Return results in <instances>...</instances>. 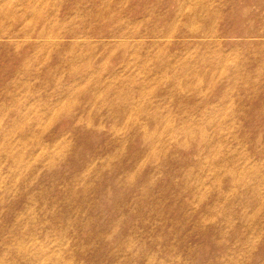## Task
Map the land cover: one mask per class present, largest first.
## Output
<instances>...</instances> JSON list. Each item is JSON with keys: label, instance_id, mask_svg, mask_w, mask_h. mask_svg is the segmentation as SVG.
<instances>
[{"label": "rangeland", "instance_id": "obj_1", "mask_svg": "<svg viewBox=\"0 0 264 264\" xmlns=\"http://www.w3.org/2000/svg\"><path fill=\"white\" fill-rule=\"evenodd\" d=\"M0 264H264V0H0Z\"/></svg>", "mask_w": 264, "mask_h": 264}]
</instances>
